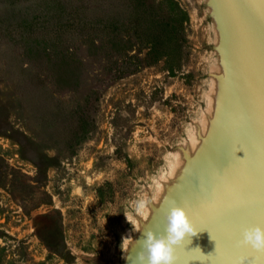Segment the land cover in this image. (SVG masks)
Returning <instances> with one entry per match:
<instances>
[{
    "label": "rangeland",
    "instance_id": "374dc122",
    "mask_svg": "<svg viewBox=\"0 0 264 264\" xmlns=\"http://www.w3.org/2000/svg\"><path fill=\"white\" fill-rule=\"evenodd\" d=\"M224 81L206 178L170 205L196 229L175 264H229L264 227V0H0V264H126L124 213L156 196L147 232L185 156L216 144Z\"/></svg>",
    "mask_w": 264,
    "mask_h": 264
},
{
    "label": "clouds",
    "instance_id": "9594fccd",
    "mask_svg": "<svg viewBox=\"0 0 264 264\" xmlns=\"http://www.w3.org/2000/svg\"><path fill=\"white\" fill-rule=\"evenodd\" d=\"M177 167L178 164L174 163L166 175L159 176L158 180L154 179L157 193L162 190L160 181H165L167 177H171ZM155 200L156 196L137 199L133 204V212L124 213L125 221L131 225V229L121 235L120 249L124 254L122 258L126 261V264L129 261L130 264H175L174 246L184 241L186 234H196V229L185 209L173 204L169 211L165 213L166 226L164 233L158 235L156 232L148 230L143 232L139 240L134 239L133 233L142 232L138 220L147 219L149 210ZM243 235V243L250 245L258 252H264V227L248 228ZM137 244L139 245V251H137L134 258H129L126 254L130 247ZM240 264H244L243 259H241Z\"/></svg>",
    "mask_w": 264,
    "mask_h": 264
},
{
    "label": "bare ground",
    "instance_id": "6f19581e",
    "mask_svg": "<svg viewBox=\"0 0 264 264\" xmlns=\"http://www.w3.org/2000/svg\"><path fill=\"white\" fill-rule=\"evenodd\" d=\"M221 38V37H220ZM224 39V38H222ZM221 40V39H220ZM223 46V45H222ZM221 48V47H219ZM225 53V52H224ZM223 57V56H222ZM225 60V59H222ZM228 68V66H226ZM223 70V69H222ZM225 71V70H224ZM231 71V70H230ZM220 81V80H219ZM218 81V82H219ZM224 82H228V86L225 89L222 88L221 91H219L217 93L216 99L213 100L214 102V109H215V113H214V118L211 121V127L208 131V137L215 139L216 144L213 146H210L209 144H207V142L204 141H200L197 143V145H195V149L193 150V155H186V164L182 165L176 173V177L174 181H172L171 184H167L166 187L164 188L165 190L163 191L162 197H161V202H160V206L159 209L157 210L158 213L156 214L157 217L155 218V215L152 217V219L150 221H148L147 223L143 224V228L145 230H152V231H156L158 223H164L165 222V213L167 211H169L170 209V205L171 203L174 201V199L177 198L178 194L181 192V190L183 189V184H187L188 186H192V184H197L202 182L205 178H206V173H207V167H208V161L209 158L213 155L216 147L218 146L221 138H222V133H223V127L225 125V122L227 121V116H229V108L232 107L231 105V99H232V93H233V87H231V84L229 81H224ZM221 83V82H220ZM218 83L216 82L215 85H217ZM223 84V83H222ZM225 84V83H224ZM221 86V85H220ZM223 86V85H222ZM221 86V87H222ZM217 87V86H216ZM215 87V88H216ZM219 87V85H218ZM235 87V86H234ZM215 98V97H214ZM251 110V107L250 109ZM254 110V109H253ZM259 113H261L259 111ZM252 114V113H251ZM231 116V115H230ZM257 116V115H256ZM255 117V116H254ZM259 117V116H258ZM209 118V117H208ZM230 118V117H229ZM254 119V118H253ZM249 120V119H248ZM256 120V118L254 119ZM260 121V120H259ZM236 122V121H235ZM248 123V121H247ZM256 123V122H255ZM254 125V124H253ZM247 126V125H246ZM245 126V127H246ZM261 126V125H260ZM234 127V126H233ZM254 127V126H252ZM251 127V129H253ZM249 129V128H248ZM259 129V127L257 128ZM261 129V128H260ZM263 129V128H262ZM246 130V129H245ZM251 131V130H250ZM249 131V132H250ZM253 131V130H252ZM251 131V132H252ZM232 132V131H231ZM230 136V133H228ZM263 134V132H262ZM250 135V134H249ZM252 135V134H251ZM255 135V133H254ZM257 135V134H256ZM264 135V134H263ZM249 137V136H248ZM255 137V136H253ZM264 137V136H263ZM252 138V137H251ZM257 138V137H256ZM211 139V140H212ZM210 140V139H208ZM256 140V139H253ZM213 141V140H212ZM226 141V140H224ZM249 141V140H248ZM214 142V143H215ZM245 142V141H244ZM250 143V142H248ZM254 143V142H253ZM258 143V142H257ZM221 144V143H220ZM223 144V143H222ZM241 145V144H240ZM245 145V144H244ZM243 146V145H242ZM258 146V145H257ZM260 146V145H259ZM229 147V146H228ZM244 147V146H243ZM242 147V148H243ZM246 147V146H245ZM250 147V146H249ZM239 148V146H238ZM252 148V146H251ZM244 149V148H243ZM232 150V149H231ZM253 151V149H251ZM234 151V149H233ZM257 153V151H256ZM255 153V154H256ZM221 155V153H220ZM223 155V154H222ZM251 159L253 158V155H251ZM224 157V156H223ZM214 158V157H213ZM228 159V158H227ZM255 159V158H254ZM253 159V160H254ZM262 159V158H261ZM214 160V159H213ZM221 162V160H219ZM218 162V161H217ZM218 162V163H220ZM226 162V161H225ZM250 162V160H249ZM248 162V163H249ZM255 162V161H254ZM259 163V162H258ZM229 164V163H228ZM251 164H249L250 166ZM259 165V164H258ZM256 166V165H255ZM260 168V166H259ZM263 169V167H261ZM227 170V169H226ZM186 173V174H185ZM234 231V230H233ZM143 233V231H142ZM140 235V233H139ZM142 235V234H141ZM137 240H139V238H136ZM243 239L244 236H242L240 242L237 244L236 247H234V253H235V260H233V258H231L232 261H230L231 264H237L241 261V259L244 260L245 264H248V260L245 257V254L242 250L243 246H250L248 244L243 243ZM137 245H133V247H136ZM251 247V246H250ZM137 249V247H136ZM134 250V248L132 249ZM250 250V254L254 255V256H258V259L255 260L256 264H264V252H258L257 250L253 249V248H249ZM136 251V250H135ZM130 252V251H129ZM228 252V251H227ZM229 253V252H228ZM257 253V254H256ZM130 254V253H129ZM131 256V255H130ZM224 256V254H223ZM226 257V255L224 256ZM130 258V257H129ZM230 258V257H229ZM226 259V258H225ZM227 260V259H226ZM130 262V261H129ZM128 262V263H129ZM227 262V261H225ZM228 263V262H227ZM229 263V264H230Z\"/></svg>",
    "mask_w": 264,
    "mask_h": 264
}]
</instances>
